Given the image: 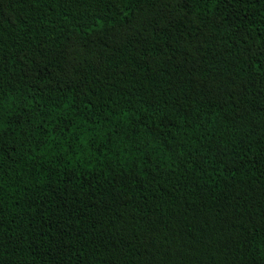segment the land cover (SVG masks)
I'll return each instance as SVG.
<instances>
[{
  "label": "trees",
  "instance_id": "1",
  "mask_svg": "<svg viewBox=\"0 0 264 264\" xmlns=\"http://www.w3.org/2000/svg\"><path fill=\"white\" fill-rule=\"evenodd\" d=\"M0 264H264V0H0Z\"/></svg>",
  "mask_w": 264,
  "mask_h": 264
}]
</instances>
